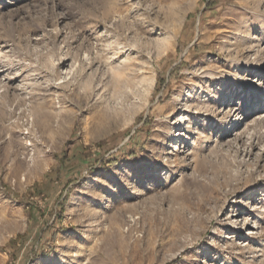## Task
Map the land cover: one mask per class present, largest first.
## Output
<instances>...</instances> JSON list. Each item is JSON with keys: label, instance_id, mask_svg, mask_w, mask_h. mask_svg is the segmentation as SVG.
I'll return each instance as SVG.
<instances>
[{"label": "rangeland", "instance_id": "rangeland-1", "mask_svg": "<svg viewBox=\"0 0 264 264\" xmlns=\"http://www.w3.org/2000/svg\"><path fill=\"white\" fill-rule=\"evenodd\" d=\"M0 264H264V0H0Z\"/></svg>", "mask_w": 264, "mask_h": 264}, {"label": "trees", "instance_id": "trees-1", "mask_svg": "<svg viewBox=\"0 0 264 264\" xmlns=\"http://www.w3.org/2000/svg\"><path fill=\"white\" fill-rule=\"evenodd\" d=\"M159 85H160V77H158V80L156 83V88H158ZM28 214H29L30 218L32 219V215H31L30 211H28Z\"/></svg>", "mask_w": 264, "mask_h": 264}]
</instances>
